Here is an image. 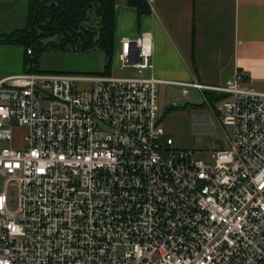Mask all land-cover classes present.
<instances>
[{"label":"built area","instance_id":"1","mask_svg":"<svg viewBox=\"0 0 264 264\" xmlns=\"http://www.w3.org/2000/svg\"><path fill=\"white\" fill-rule=\"evenodd\" d=\"M152 54L144 31L117 58L140 73ZM246 79L179 84L222 96L206 164L166 135L153 76L0 78V264H264V92Z\"/></svg>","mask_w":264,"mask_h":264},{"label":"crops","instance_id":"2","mask_svg":"<svg viewBox=\"0 0 264 264\" xmlns=\"http://www.w3.org/2000/svg\"><path fill=\"white\" fill-rule=\"evenodd\" d=\"M30 2L0 0V19L20 9L25 27ZM8 30L3 26L0 35L10 34ZM144 31L152 34L153 70L141 78L153 76L162 81L159 87L176 92L175 99L179 84L224 87L231 83L236 69L245 72L246 88L264 92V0H154L151 13L139 19L127 0H115L113 52L120 50L122 38L134 39ZM192 90L202 96L189 88L183 97ZM185 105L181 113L188 126L176 127L169 117L163 127L177 148L193 150L189 119H204L205 111L190 101Z\"/></svg>","mask_w":264,"mask_h":264},{"label":"rangeland","instance_id":"3","mask_svg":"<svg viewBox=\"0 0 264 264\" xmlns=\"http://www.w3.org/2000/svg\"><path fill=\"white\" fill-rule=\"evenodd\" d=\"M96 23V20L91 18L90 25L95 27ZM2 25L9 29L10 34L15 30L23 28V11L19 9L2 16V19H0V29L3 27ZM49 41L51 40H44V43ZM27 47L34 50L33 56H26L25 50ZM118 53L119 48L113 52L109 73L104 74L105 57L98 48L90 51L62 52L52 51L50 49L39 50L37 45H32V43L25 46L21 43L0 42V78L29 71L33 68V64L36 66V72L42 73H66L83 76L103 74L112 78H141L147 75V70H142L139 73L133 67H122L117 58ZM32 58L35 60L33 61ZM173 93L177 94L166 88H158V112L162 125L170 117L175 122L174 125L176 127H187L188 122L185 119L186 117L183 116L185 114L181 113L186 106V101H190L196 104L197 108L204 110V119L198 117L194 121L189 119L192 126L189 137L191 138V148L196 158L206 164L212 163L211 156L214 150H224L226 148L224 133L216 125L217 123L215 124L213 121L217 103L211 105L205 96L206 102L204 103L202 96L194 90L191 91L189 96H179L177 99L174 98ZM170 104H173L174 108L166 110ZM225 131L229 133L230 130L226 128ZM23 133V130L15 132L14 145H20ZM189 137L187 141H189ZM8 146V143H1V147ZM2 183L3 180H0V191L2 190Z\"/></svg>","mask_w":264,"mask_h":264},{"label":"trees","instance_id":"4","mask_svg":"<svg viewBox=\"0 0 264 264\" xmlns=\"http://www.w3.org/2000/svg\"><path fill=\"white\" fill-rule=\"evenodd\" d=\"M127 4L136 10L138 19L151 13L146 0H127ZM91 18L97 22L95 27L90 25ZM114 22L115 0H32L26 26L11 34L0 35V42L25 46L32 43L39 50L62 52L98 48L104 54V74H107L114 51ZM48 39L51 41L44 43ZM28 50L30 54H27ZM25 54L33 56L34 50L27 47ZM29 71H36V66L33 64ZM204 96L211 105L222 98L215 92H205Z\"/></svg>","mask_w":264,"mask_h":264},{"label":"water","instance_id":"5","mask_svg":"<svg viewBox=\"0 0 264 264\" xmlns=\"http://www.w3.org/2000/svg\"><path fill=\"white\" fill-rule=\"evenodd\" d=\"M174 108V105L173 104H170L166 110H169V109H173Z\"/></svg>","mask_w":264,"mask_h":264}]
</instances>
